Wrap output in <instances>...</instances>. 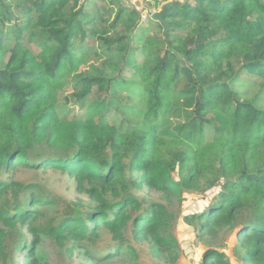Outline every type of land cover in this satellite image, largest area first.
Returning a JSON list of instances; mask_svg holds the SVG:
<instances>
[{"label":"trees","instance_id":"obj_1","mask_svg":"<svg viewBox=\"0 0 264 264\" xmlns=\"http://www.w3.org/2000/svg\"><path fill=\"white\" fill-rule=\"evenodd\" d=\"M150 1L174 3L166 28L152 18L143 26L141 11L118 0H0V174L53 168L89 201L42 228L55 200L1 180L0 256L5 229L26 227L15 250L29 258L18 264H47L32 250L42 232L76 245L104 230L113 240L105 258L135 259L123 243L131 225L174 264L170 205L198 192L202 208L184 220L204 245L200 264H264V108L234 89L241 74L264 88V0ZM66 85L81 115L58 110ZM141 185L162 201L142 209Z\"/></svg>","mask_w":264,"mask_h":264},{"label":"rangeland","instance_id":"obj_2","mask_svg":"<svg viewBox=\"0 0 264 264\" xmlns=\"http://www.w3.org/2000/svg\"><path fill=\"white\" fill-rule=\"evenodd\" d=\"M96 5H104L108 0H92ZM122 6L135 7L141 11V24L146 26L148 19L151 18V13H160L163 11V6L166 3L160 2L154 4L150 0H118ZM183 2L184 0H180ZM168 3V2H167ZM88 10H93L95 5L87 2ZM154 32V30H153ZM34 50V46H30ZM139 60V58H138ZM84 68V67H83ZM234 89L240 92L241 97L253 99L255 104L264 108V88L259 83V80L250 77L246 74H241L238 81L234 84ZM93 91H96L93 88ZM73 89L70 85H66L63 90L59 91L58 105L59 111L62 115L67 114V117L81 115L84 108L81 107L80 102L75 101V98L70 97ZM105 95H102V97ZM110 95L107 96L109 99ZM68 98V99H67ZM117 98V97H116ZM96 99V94H91L88 99L84 101L85 107H89L93 100ZM116 113V107L110 109L104 114L111 120ZM1 180H17L28 184H36V191L49 195L55 200L53 207L44 209L36 221V225L46 228L48 222L54 216L63 215L67 210L73 212H86L88 207V200L84 193L78 191L75 180L66 175L61 174L53 168H46L44 170H32L25 167H17L11 172L0 174ZM38 187V188H37ZM133 193L141 203V208L146 209L149 204L162 201L161 196L154 190L147 188L144 185L139 186L133 190ZM202 196L195 192L185 195L183 202L174 201L170 205V210L173 213V218L170 222V229L179 242L177 250V258L174 264H200V257L204 249V245L197 238L192 225L184 220L187 214L197 213L202 208ZM78 210V211H75ZM67 211V212H68ZM1 228V227H0ZM22 231V235H27V228L5 229L6 231V247L5 255L8 258L0 256V264H18L20 261L28 260V251L25 254L20 250H15L17 238V231ZM40 242L32 246V250L38 257L41 263L47 264H162L163 261L169 258V255L155 256L152 253L150 245L146 239L136 240L132 231L131 225H128L124 231L123 243L131 245L136 252V258H129L128 253L114 255L112 258H105L109 253L110 247L113 243L108 232L101 230L98 232V237L94 242L87 240H80L78 243L69 240L61 244H57L52 238L47 237L45 232L40 234ZM230 246L232 243V236L229 237L228 242ZM75 247L72 248V246ZM122 252H125L123 249Z\"/></svg>","mask_w":264,"mask_h":264},{"label":"water","instance_id":"obj_3","mask_svg":"<svg viewBox=\"0 0 264 264\" xmlns=\"http://www.w3.org/2000/svg\"><path fill=\"white\" fill-rule=\"evenodd\" d=\"M173 6H174L173 2H168V3L164 4L163 11L160 13H151V18L154 20H158L160 22H163V24L166 28V23L163 21V17L172 11Z\"/></svg>","mask_w":264,"mask_h":264},{"label":"crops","instance_id":"obj_4","mask_svg":"<svg viewBox=\"0 0 264 264\" xmlns=\"http://www.w3.org/2000/svg\"><path fill=\"white\" fill-rule=\"evenodd\" d=\"M232 260V258H231ZM232 264H241V263H238V262H235L234 260H232Z\"/></svg>","mask_w":264,"mask_h":264}]
</instances>
